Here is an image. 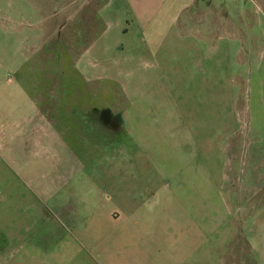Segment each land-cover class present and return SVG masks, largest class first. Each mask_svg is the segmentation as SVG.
I'll return each instance as SVG.
<instances>
[{
    "label": "rangeland",
    "instance_id": "374dc122",
    "mask_svg": "<svg viewBox=\"0 0 264 264\" xmlns=\"http://www.w3.org/2000/svg\"><path fill=\"white\" fill-rule=\"evenodd\" d=\"M59 1L0 0V196L12 195L10 212L27 204L40 212L47 187L70 188L59 169L73 167L79 194L96 197L97 239L109 230L111 210L141 204L143 232L127 240L162 245L199 236L207 215L215 264L216 229L231 225V200H224L228 187L216 179L223 170L208 164L202 137L222 124L236 130L237 98L262 97L264 0H240L250 20H234L235 37L225 30L226 49L215 58L224 88L205 90L191 86L198 83L187 78L189 63L169 55L167 43L151 51L139 32H122L123 20L74 19L72 6ZM237 64L251 71L249 88L235 86ZM199 73L195 67L192 74ZM263 109L252 104L253 114Z\"/></svg>",
    "mask_w": 264,
    "mask_h": 264
},
{
    "label": "crops",
    "instance_id": "0c3cea01",
    "mask_svg": "<svg viewBox=\"0 0 264 264\" xmlns=\"http://www.w3.org/2000/svg\"><path fill=\"white\" fill-rule=\"evenodd\" d=\"M63 6H72L74 19L123 20L122 32H139L150 40L151 51L159 52L167 43L169 55L184 57L189 63L187 78L198 83L191 86L204 90L224 88L223 71L215 58L226 49L222 43L225 30L234 34L231 26L242 15L250 20L240 0H63ZM242 52L239 50L238 57L242 56L245 63ZM248 54L250 59L253 48ZM191 58L199 60L193 62ZM239 64L233 82L236 87L249 88L251 71L247 77L246 69ZM195 67L200 69L199 76L192 74ZM262 90L260 98H237L241 112L236 130L229 131L222 124L203 133L202 152L207 154L208 164L215 161L223 170L216 179L228 187L224 200H231V209L225 213L231 214V225L216 229L219 236L212 248L218 255L215 264H264V109L252 113L254 102L264 106ZM68 168L57 173L61 184L70 188L60 185L62 188L54 193L47 187L43 199L46 209L40 212L28 211V204L19 208L21 211L10 212L14 206L12 195L0 196L2 206L8 202L10 208L1 211L3 216L0 214L4 217L0 221V264H209L207 215L205 223L201 217L199 236L191 232V238L195 236L192 240L162 245L158 240H127L129 235L139 238L143 232L139 226L141 204L125 211L111 210L106 217L110 220L109 230L97 239L101 232L95 225L96 197L79 194L80 188L75 185L81 183L80 179L73 167L66 172ZM45 182L49 185V178ZM133 197L135 202L144 201ZM184 232L189 235L186 229ZM166 249L170 253L162 257Z\"/></svg>",
    "mask_w": 264,
    "mask_h": 264
}]
</instances>
